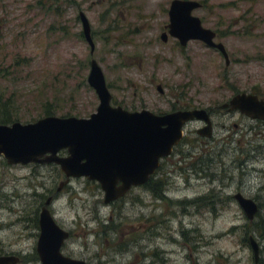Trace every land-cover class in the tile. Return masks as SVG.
<instances>
[{"label":"rangeland","instance_id":"1","mask_svg":"<svg viewBox=\"0 0 264 264\" xmlns=\"http://www.w3.org/2000/svg\"><path fill=\"white\" fill-rule=\"evenodd\" d=\"M170 1L0 0V66L9 69L0 89L15 95L17 112L11 113L18 121H34L50 103L57 116L88 117L98 104L87 82L91 58L101 66L113 101L123 105L144 100L165 111L176 104L175 95H183L195 106L215 108L238 92L264 96V0H198L202 6L193 14L219 31L228 63L197 40L185 46L173 38L162 42ZM80 9L96 30L124 13L121 26L94 35L93 54L81 35ZM137 26L140 31L122 34ZM212 120L211 137L195 132L202 123L186 126L178 152L164 161L169 196L194 201L170 204L169 210L149 190L141 198L139 189L105 204L100 185L85 177L70 178L58 190L65 180L58 165L8 164L0 156V255L19 256L16 264L40 263L32 260L39 232L32 218L52 196L49 208L70 232L62 252L87 264H130L141 243L165 251L158 253L165 264H264V120L240 112H214ZM237 192L259 205L252 220L233 198ZM166 211L167 224L161 222ZM249 236L259 245L256 263ZM119 238L127 242L122 249L113 244Z\"/></svg>","mask_w":264,"mask_h":264},{"label":"water","instance_id":"2","mask_svg":"<svg viewBox=\"0 0 264 264\" xmlns=\"http://www.w3.org/2000/svg\"><path fill=\"white\" fill-rule=\"evenodd\" d=\"M201 6L198 0H172L169 7V34L178 38L181 45L197 39L216 47L229 62L223 43L214 41L213 30L202 25L193 11ZM83 33L90 45V25L83 13ZM166 34H162L165 39ZM87 82L98 98L96 110L88 117L47 115L34 121L0 123V156L8 164L54 163L65 175L58 190L69 178L86 177L96 181L103 191L104 203L122 197L132 186L141 185L155 173L160 160L171 154L183 137L185 123L199 119L204 123L197 130L207 136L212 123L204 108L157 114L147 109L128 111L111 105V93L102 68L95 58L89 63ZM239 109L240 113L264 120V98L238 92L221 107ZM62 152H65L63 154ZM248 220L259 210L257 202L240 192L233 195ZM49 196L38 214L36 253L39 264H87L80 258L65 255L62 246L69 238L68 230L55 220L49 206ZM249 243L257 261L259 246L253 236ZM17 255H0V264H16Z\"/></svg>","mask_w":264,"mask_h":264},{"label":"flooded vegetation","instance_id":"3","mask_svg":"<svg viewBox=\"0 0 264 264\" xmlns=\"http://www.w3.org/2000/svg\"><path fill=\"white\" fill-rule=\"evenodd\" d=\"M172 1V0H171ZM171 1H170V3H171ZM170 3H169V7H170ZM201 6H202V4H201ZM200 6V7H201ZM169 7H168V10H167V15H168V23L167 24H163V26H162V30H161V32H160V35H159V37H160V39L162 40V42H167L168 41V39L170 38H173V39H175L176 40V42H177V44H179L180 46H185V45H181L180 44V42H179V40H178V38H176V37H174V36H171L170 34H169V29H168V24H169V13H168V11H169ZM199 7V8H200ZM198 9V8H197ZM196 10V9H195ZM83 13V15H85V17L87 18V20H88V22H89V25H90V35H91V38H92V40H93V43H94V49H93V52L91 53V54H93L94 53V50H95V47H96V44H95V40H94V35H96V33H101V32H105V31H109L110 30V28H112V27H118V26H121L120 24H119V22L122 20L121 18V16H124V13H117V15H120L118 18H116V17H114L113 19H112V22H113V24H111V25H109L107 28H105V29H100V30H96L94 27H93V29H92V26H91V22L89 21V19H88V17H87V15H86V13L83 11V10H78V13H77V19L79 20V22H80V24H81V35L84 37V39L86 40V38H85V35H84V33H83V25H82V16H81V14L80 13ZM137 16H142L141 14H138ZM118 21V22H117ZM111 22V23H112ZM201 22H202V20H201ZM130 22H129V26H130ZM203 25V24H202ZM122 26H124V25H122ZM128 26V27H129ZM204 26V25H203ZM127 27V28H128ZM205 27V26H204ZM207 28V27H206ZM210 29V28H209ZM212 30V29H211ZM138 31H140V28L138 29V26L137 27H135V28H128V30H127V32H124V33H122V34H125V35H129L128 33H136V32H138ZM214 31V33H215V36H214V41L216 42V43H222L220 40H218L217 39V36H218V30L216 31V30H213ZM162 34H166V36H165V39H162ZM107 36V35H106ZM96 37V36H95ZM191 40H197V39H191ZM125 41H127V40H125ZM190 41V40H189ZM189 41H187V43L189 42ZM197 41H199V42H201L204 46H206L207 48H214V49H216V50H218L219 51V49H217L216 47H212V46H209V45H207V44H205L203 41H201V40H197ZM86 42H87V40H86ZM88 43V42H87ZM187 43H186V45H187ZM88 45H89V43H88ZM89 48H90V45H89ZM90 51H91V49H90ZM220 52V51H219ZM228 53V52H227ZM220 54L222 55V53L220 52ZM223 56V55H222ZM223 58H224V56H223ZM228 58H229V55H228ZM92 59V58H91ZM224 60H225V58H224ZM90 63V62H89ZM226 64V63H225ZM227 65V64H226ZM105 81H106V79H105ZM106 84H107V87H108V89L110 88V86H109V84L106 82ZM156 89L159 91V92H163V88H162V86L160 85V84H157L156 85ZM109 91H110V89H109ZM110 93H111V91H110ZM246 93H250V92H246ZM251 94H255V95H257L259 98H264V96L262 95V94H259V93H256L255 91L254 92H252ZM97 96V95H96ZM176 97H177V100H176V104H174L172 107H170L169 109H167V110H165V111H162V110H158V109H154V107H149L147 104H146V102L144 101V100H142L143 101V103L141 104H132V105H128V104H125V105H123V103L121 102V101H118V102H116V101H113V99H112V94H111V105H113V106H121V107H123L124 109H126V110H128V111H131V112H133V111H141V110H144V109H147V110H149V111H151V112H165V113H169V112H177V111H186V110H192V109H197V108H204L207 112H209V116H210V119H211V123H212V129H211V132H210V134L209 135H207L206 137H211L212 136V132H213V120H212V116L214 115V112H240V110L239 109H230V106H225V107H221V105H223V104H225V103H227L228 101H229V99L231 98H229L227 101H225V102H223L222 104H220V105H217V106H215V108H213V107H202V106H195L194 104H193V98H188V100L187 101H185L184 99V96L182 95H175ZM179 96H181V97H179ZM233 96V95H232ZM157 114H163V113H157ZM192 122H198V123H202L201 125L203 126V122H202V120H199V119H193V120H191V121H189V122H187V123H185V125L183 126V129L186 127V126H188V125H190V123H192ZM202 126H200V127H198V128H196V130H195V132L197 133V134H199L198 132H197V130L199 129V128H201ZM200 136H201V134H199ZM184 139H185V137H184V132H183V137H182V139L178 142V144H176L174 147H173V149H172V152H171V154L169 155V156H167V157H164V158H162L161 160H160V163H159V166L157 167V169L155 170V173H153L150 177H149V179L151 178V179H156L157 181H158V183H160L159 184V186H161L162 187V189H160L159 191H158V193L157 192H155V191H153L151 188H150V185H149V179L147 180V182H145V183H143V184H141V185H138V186H132L122 197H119V198H117V199H115V200H113V201H110L109 203H105V204H111V205H115L114 203H116V201H121L122 199H124L125 197H126V195L130 192V191H135V189H139V195H141V198H142V195H147L146 193H147V191L149 190L151 193H152V195L153 196H155V197H159V198H161L164 202H165V206H166V209L167 210H169V207H170V204H171V206L173 207V205L174 204H180L181 202H183V203H189V204H191V203H194V201H186V200H173L170 196H169V192L171 191L170 190V184H169V180H168V178L165 176V172H162V169L164 168V161L165 160H168L170 157H171V155L172 154H174V152L175 151H177L178 152V150H179V146H180V144L182 143V142H184ZM204 143H206V142H204ZM207 148H211V146H210V143H208V140H207ZM63 154H64V152H62ZM206 157H207V155H206ZM197 162H201L202 163V161H197ZM206 162H207V158H206ZM195 163H196V161L195 162H190V165H189V168H191V170L193 169V168H195ZM197 169H199V170H202V168L199 166ZM193 171V170H192ZM206 173H207V171H205ZM86 178V177H85ZM87 179V178H86ZM69 180H70V178H69ZM68 180V181H69ZM88 180V179H87ZM90 181H93V180H90ZM94 182H96V181H94ZM238 193V192H237ZM54 198V197H53ZM53 198H52V200H53ZM139 201H140V199H139ZM174 201H175V203H174ZM104 202V201H103ZM259 206V205H258ZM172 207H171V211H169V212H171V216H174V212H173V210H172ZM114 208H117V207H114ZM115 212V209L113 210V214H115L114 213ZM169 212H167L166 211V214L168 215L167 217H165V216H163V218H161V222H163V223H170V218H169ZM113 214H111L110 215V220L111 221H113ZM141 228H143L144 229V232H143V235L148 231V226L146 225V223H143V227H141ZM70 233V232H69ZM181 234H182V237H183V239L185 240V231H182L181 232ZM70 237V236H69ZM144 237H140L139 238V240L141 241L142 239H143ZM172 241H173V243H177V241H175V240H173L172 239ZM66 242V241H65ZM118 243V244H117ZM132 243V242H131ZM135 243V242H134ZM65 244V243H64ZM113 244H117V247H119V249H122V247L123 246H125L126 244H127V242L125 243L124 241H123V239L122 238H119L118 239V242H113ZM182 244L185 246L187 243H185L184 241L182 242ZM259 246V245H258ZM63 247V246H62ZM138 249L135 251V252H132V254H131V258H132V260H131V262H130V264H165V261H166V258L164 257V256H162V257H158V253L160 252L159 250H158V248L157 247H155L154 249H147L146 248V244H138V247H137ZM165 251H163L162 250V252H160L161 254L162 253H164ZM147 256H151V258H150V260H148L147 261V259H146V257ZM20 258V257H19ZM21 260V259H20ZM19 260V261H20ZM159 260L161 261L160 263H158L159 262ZM255 260V259H254ZM257 261H255V263H256Z\"/></svg>","mask_w":264,"mask_h":264},{"label":"trees","instance_id":"4","mask_svg":"<svg viewBox=\"0 0 264 264\" xmlns=\"http://www.w3.org/2000/svg\"><path fill=\"white\" fill-rule=\"evenodd\" d=\"M41 3H42L41 1L37 2V4H41ZM56 12H58V10H56ZM0 67H3V66H0ZM8 71L9 69L7 67L0 68V77L6 76ZM5 91L6 89H0V123L8 124L18 119L16 117L17 115H13V113H11L15 111L17 112V109L14 108L15 102H16L15 95L14 93H9L8 95H6ZM43 112L45 116L55 115L54 112H56V110L52 108V105H50V103H46L44 105ZM159 184L160 183H158L156 179H151V178L149 179L150 188L157 193L160 189H162V187L159 186ZM32 222H33L34 227H38L37 211L35 213V216L32 218ZM37 258L38 256L36 253L32 255V260L37 259Z\"/></svg>","mask_w":264,"mask_h":264},{"label":"bare ground","instance_id":"5","mask_svg":"<svg viewBox=\"0 0 264 264\" xmlns=\"http://www.w3.org/2000/svg\"><path fill=\"white\" fill-rule=\"evenodd\" d=\"M73 179V178H72Z\"/></svg>","mask_w":264,"mask_h":264}]
</instances>
